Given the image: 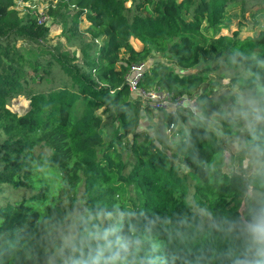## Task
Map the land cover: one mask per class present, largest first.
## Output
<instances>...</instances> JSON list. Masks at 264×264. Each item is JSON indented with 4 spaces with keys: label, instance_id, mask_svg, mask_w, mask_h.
Returning <instances> with one entry per match:
<instances>
[{
    "label": "trees",
    "instance_id": "1",
    "mask_svg": "<svg viewBox=\"0 0 264 264\" xmlns=\"http://www.w3.org/2000/svg\"><path fill=\"white\" fill-rule=\"evenodd\" d=\"M17 1L31 0H0V194H30L0 205V264H67L104 243L92 234L105 230L109 241L143 238L141 255L164 264H232L243 239L246 180L255 195L248 219L264 214V26L245 36L220 30L230 27L228 5L239 3L242 14L257 7L264 18V0H56L48 11L55 19L74 8L57 47L46 43L49 26L21 14ZM154 53L180 71L154 61L138 86L172 100L195 97L202 112L182 115L172 152L139 130L146 106L127 82ZM213 66L251 92L260 117L246 134L262 164L249 180L222 169L226 143L210 117L241 97L212 95L203 69ZM19 96L29 101L22 114L8 107ZM222 116L226 134L238 138L243 123ZM178 118L169 113L167 126ZM39 165L55 184L33 182Z\"/></svg>",
    "mask_w": 264,
    "mask_h": 264
},
{
    "label": "rangeland",
    "instance_id": "2",
    "mask_svg": "<svg viewBox=\"0 0 264 264\" xmlns=\"http://www.w3.org/2000/svg\"><path fill=\"white\" fill-rule=\"evenodd\" d=\"M55 2L56 0H31L27 2H16V8L21 14L29 12L32 14V16L37 17L40 22H43L49 26L50 31L46 37V43L48 46L53 47H57L59 43H65V38L61 35V31L64 26L62 21L67 15H70L74 12V8L71 7L67 8L57 19L51 17L48 14L49 7L51 3L55 4ZM227 9L230 18V27L228 29L222 28L220 31L223 34L232 33V31L239 29L241 35L245 36L248 34L258 33L264 26V18L260 17L261 12H258L257 7H254L252 10L247 11L244 14H242L239 3L228 5ZM87 25L88 21L83 17L80 22V28L83 29ZM104 40L105 39H102V41H100L103 42ZM131 43L136 49H140L143 46V44L135 38H131ZM18 44L30 48L35 47L34 44L25 41H20ZM64 49H69L71 51L74 50V48H69L68 46H64L62 50ZM154 61L166 62L170 64L173 69L180 71V68L174 64L173 60L162 53H154L149 58L147 63H145V66L150 65ZM222 69L223 68L221 66L216 69L215 66L203 69L208 76V83L210 85L209 91L213 96H217L222 93H228L237 95L241 98H238L239 103H232L230 101L225 103L217 114L211 116V128L216 131L221 140H224L226 143L222 169L228 173H242L244 177L249 180L254 174L260 171L262 164L258 160L257 154L251 150L249 142L247 141L248 136L246 134L251 127L250 122L256 119L260 120V117L254 109L250 108L252 100L248 99L247 97L251 92H241L237 86L230 82L229 77L222 73ZM143 104V107L146 106V108L142 111V119L139 125V130L149 133V135L153 137L157 143L161 144L164 149L172 152L171 146L169 144L175 135L169 134L167 129L168 126L166 119L170 113L169 107L167 106L161 110H155L151 107H148L145 103ZM8 107L12 111L22 114L29 108V101L25 97L19 96L12 99ZM184 114H186V112H181L178 114V132L184 130L185 128L182 126L183 120L181 118ZM223 114L243 123L241 133L238 135V138H231L226 134L222 124ZM104 116L106 117V114H104ZM193 119H196V116L191 117L190 122H192ZM104 132H106L105 128ZM163 138H166V142H163ZM41 151L45 153V151L40 148L37 150V153ZM174 159L182 170H186V165L179 157L174 156ZM32 180L33 182L37 183L38 186L41 185L42 181L45 182L50 180L51 184H55L56 182L51 169H49L46 165H39L34 170ZM246 184L248 188L243 199L241 211L247 220L248 210L255 201V195L247 180ZM23 193H27V195L30 194L27 190L9 189L4 191L2 194H0V205H5L8 202H15L22 196Z\"/></svg>",
    "mask_w": 264,
    "mask_h": 264
},
{
    "label": "clouds",
    "instance_id": "3",
    "mask_svg": "<svg viewBox=\"0 0 264 264\" xmlns=\"http://www.w3.org/2000/svg\"><path fill=\"white\" fill-rule=\"evenodd\" d=\"M239 227L243 239L232 264H264V214L246 220ZM109 231L93 233V238L105 242L90 248L86 255L69 258L67 264H164L159 258L141 255L143 238L122 240L117 237L109 241ZM158 246L154 245V250Z\"/></svg>",
    "mask_w": 264,
    "mask_h": 264
},
{
    "label": "built area",
    "instance_id": "4",
    "mask_svg": "<svg viewBox=\"0 0 264 264\" xmlns=\"http://www.w3.org/2000/svg\"><path fill=\"white\" fill-rule=\"evenodd\" d=\"M145 67V63L134 65L127 75V82L130 90L133 93H138L148 107L161 110L168 106L170 109L169 112L173 115L186 112L196 116H202V112L199 109L195 97L182 95L172 100L165 91L143 89L139 87L138 83L143 75ZM167 129L169 134L178 136L177 124L171 123Z\"/></svg>",
    "mask_w": 264,
    "mask_h": 264
},
{
    "label": "crops",
    "instance_id": "5",
    "mask_svg": "<svg viewBox=\"0 0 264 264\" xmlns=\"http://www.w3.org/2000/svg\"><path fill=\"white\" fill-rule=\"evenodd\" d=\"M190 121V120H189Z\"/></svg>",
    "mask_w": 264,
    "mask_h": 264
}]
</instances>
